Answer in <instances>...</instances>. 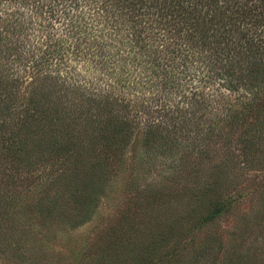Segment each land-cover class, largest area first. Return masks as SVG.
I'll return each mask as SVG.
<instances>
[{
	"label": "trees",
	"instance_id": "obj_1",
	"mask_svg": "<svg viewBox=\"0 0 264 264\" xmlns=\"http://www.w3.org/2000/svg\"><path fill=\"white\" fill-rule=\"evenodd\" d=\"M91 1L98 5L92 16L99 24L96 28L85 9L84 2ZM8 2L14 4L12 9L11 4L2 7ZM100 24H104L101 29ZM110 25L122 36L120 39H106ZM261 26L264 0H0V87L4 90L17 82L22 68L30 75L35 73L39 86L34 88L39 94L33 102L34 124L46 121L58 129L59 135L65 133L66 141L33 142L35 156L51 161L55 156L52 152H56L52 160H61L65 166L47 176L38 208L52 210L68 220L76 217L75 212L83 214L90 208L92 212L108 185L109 171L103 159L123 161L129 147L139 141L144 152L142 166H152L165 148L174 152L175 146H180L178 133L191 123L202 121L203 129L216 139L215 145L226 148L225 157L233 146L232 139L244 126L240 144L255 143L253 136L258 142L264 141V52L260 53L264 44L259 41L264 30L257 37L259 28H255ZM252 29H256L255 44L247 37ZM33 38H38L37 45ZM158 40L168 43L160 49ZM148 47L166 57H153L147 69L132 66L129 74L139 76L138 87H131L129 83L134 84L135 79L132 82L126 76L119 84L155 96L142 100L140 107L151 118L164 116L158 125L135 118L134 107L141 108L127 96H114L119 90L116 84L103 89L93 87L99 83L96 81L90 80L91 86L72 82L82 71H68L70 63L93 68L97 75L111 65L115 74L119 60L114 58L121 50L142 55ZM126 65L127 60L124 70ZM169 106L177 115L172 113L167 121ZM204 119L208 121L204 123ZM12 143L16 147L17 143ZM53 144L56 147L49 152ZM13 151L10 155L16 159L18 150ZM215 151L202 163L220 153ZM241 152L248 160L249 149L245 146ZM176 162L171 178L186 179L198 208L204 201L210 206L197 226L205 227L234 211L238 200L228 194L233 177L224 163L186 170L184 158ZM250 223L244 221L246 228ZM22 234L32 233L26 228ZM207 244L198 254L214 248V243ZM14 247L21 251L19 244Z\"/></svg>",
	"mask_w": 264,
	"mask_h": 264
},
{
	"label": "rangeland",
	"instance_id": "obj_2",
	"mask_svg": "<svg viewBox=\"0 0 264 264\" xmlns=\"http://www.w3.org/2000/svg\"><path fill=\"white\" fill-rule=\"evenodd\" d=\"M91 2H84L85 9L90 16L89 22L96 28L99 24L93 22L92 16L98 5ZM9 4L12 9L14 4L11 2L2 7L7 8ZM104 24H100V29ZM109 28L105 35L108 41L122 37L111 25ZM255 28H259L258 37L264 26ZM256 29L247 36L253 44ZM99 34L95 33L96 36ZM250 37L254 39L251 41ZM260 39L263 45L264 36ZM43 40L44 37L40 43ZM32 41L34 45L38 44V38ZM158 42L160 49L168 43ZM151 48L148 47L142 55L135 52L128 55V50L121 48L123 50L114 58L119 60L117 74H112L111 65L97 75L93 68H82V64L75 62L69 64L68 71L74 70L76 74L77 70L82 71L80 76L74 75L72 82L91 86L89 81H96L99 83L93 87L101 86L103 89L116 84L119 90L114 96H127L140 107L142 100L154 99L155 96L134 90L139 86V76L134 74L133 77L129 73L135 66L136 69L149 68L153 57H166L165 53L153 52ZM263 52L264 48L260 53ZM124 59L127 60L125 70ZM19 76L21 78L13 85L4 90L0 87V264H264V141L258 142L253 136L255 143L240 144L245 126L232 139L233 146L228 149L230 159L224 156L226 148L215 145L214 136L203 129L202 121L195 125L191 123L190 127L179 132L180 146H175L174 152L165 148L152 166H142L144 152L139 148V141L135 142L129 147L125 160L103 159L105 169L109 171L108 185L92 212L90 208L83 214L75 212V218L63 219L52 210L43 212L37 204L43 198L47 176L60 172L65 166L60 164L61 160H52L58 154L56 152H52L55 156L51 161L48 157L35 156L36 145L33 142L61 141L65 133L59 135L58 129L46 121L34 124L33 102L39 94L34 88L37 76L25 73L23 68ZM125 76L132 82L135 79L134 84H129L137 87L129 90V84H119ZM173 100L178 99L174 97ZM141 109L139 111L136 107L135 110L134 107V117L140 121L158 125L159 121L165 120L164 116L151 118L147 111ZM165 113H170L167 121H170L172 113L177 115L175 108L170 106ZM207 121L204 119V123ZM62 140L66 141L65 138ZM12 142L17 143L16 147ZM245 146L251 152L248 160L241 152ZM46 147L48 151L49 144ZM55 147H50L49 152ZM16 149L17 157L14 159L10 154H14ZM215 150H220V153L209 161L211 163H202L204 157L215 155ZM256 150H262V153H255ZM179 158L185 159L183 167L186 170L224 163L223 167L233 177L228 194L238 200L234 211L205 227L197 226L210 206L204 201L198 208L186 179L171 178ZM13 160L16 163L10 162ZM246 220L251 222L248 228V224H244ZM77 221L81 222L76 224ZM26 228H30L32 234L19 235ZM209 242L214 243V248L204 255L198 254L201 247L208 246ZM15 244H19L21 251L16 250ZM109 257L111 261H108Z\"/></svg>",
	"mask_w": 264,
	"mask_h": 264
}]
</instances>
